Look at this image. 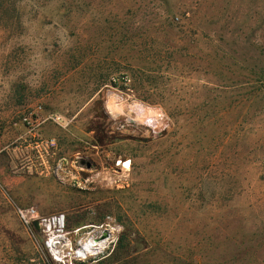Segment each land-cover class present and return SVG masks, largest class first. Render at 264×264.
I'll return each instance as SVG.
<instances>
[{"label":"rangeland","instance_id":"1","mask_svg":"<svg viewBox=\"0 0 264 264\" xmlns=\"http://www.w3.org/2000/svg\"><path fill=\"white\" fill-rule=\"evenodd\" d=\"M0 264H264V0H0Z\"/></svg>","mask_w":264,"mask_h":264},{"label":"bare ground","instance_id":"2","mask_svg":"<svg viewBox=\"0 0 264 264\" xmlns=\"http://www.w3.org/2000/svg\"><path fill=\"white\" fill-rule=\"evenodd\" d=\"M124 167H128L129 164L128 162L123 164ZM62 219L60 217L55 218L50 221V230L53 228L57 229L60 228ZM103 242L101 243H96V240L94 239H88L84 242H80L78 244V248L75 252V256L80 257V258H85L87 255L89 256H94L97 254V251L102 249L103 247Z\"/></svg>","mask_w":264,"mask_h":264},{"label":"built area","instance_id":"3","mask_svg":"<svg viewBox=\"0 0 264 264\" xmlns=\"http://www.w3.org/2000/svg\"><path fill=\"white\" fill-rule=\"evenodd\" d=\"M46 121H51L57 124H61V123H65L66 121L64 120L63 117H61L60 115L57 114H51L49 116H47L44 120H31V117H24L23 118V122L24 124L28 125L31 129V131H34L40 124L46 122ZM36 147L41 149L44 152H47L49 146H48V142L45 141H38L36 143Z\"/></svg>","mask_w":264,"mask_h":264}]
</instances>
